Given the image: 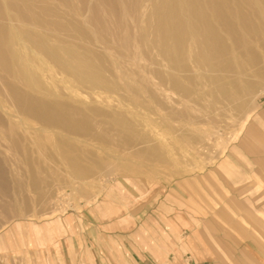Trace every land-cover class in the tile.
<instances>
[{"label":"bare ground","instance_id":"6f19581e","mask_svg":"<svg viewBox=\"0 0 264 264\" xmlns=\"http://www.w3.org/2000/svg\"><path fill=\"white\" fill-rule=\"evenodd\" d=\"M50 1L0 0V79L15 110L0 105V123L37 188L54 169L26 148L35 136L22 129L27 118L154 157L159 152L136 130L137 115L129 110L162 111V122L181 129L194 125L195 107L241 111L249 105L243 97L264 85V0H83L81 10H61ZM83 88L91 90L88 100ZM108 94L123 95L126 103L114 106ZM207 97L212 101L201 106ZM93 152L63 136L44 150L77 178L102 168Z\"/></svg>","mask_w":264,"mask_h":264},{"label":"rangeland","instance_id":"374dc122","mask_svg":"<svg viewBox=\"0 0 264 264\" xmlns=\"http://www.w3.org/2000/svg\"><path fill=\"white\" fill-rule=\"evenodd\" d=\"M50 2L61 10L84 7L83 0H67L66 5L60 0ZM44 65L53 67L47 60ZM62 79L67 80L68 76ZM3 90L0 79V105L14 112ZM79 92L88 100L91 90L83 88ZM110 95V103L115 99L112 105L116 106L119 101L126 103L122 94L121 97ZM243 99L249 105L241 111L228 105L211 111L195 107L194 125H180L182 130L195 131L194 139L180 137L178 124L168 126L162 122L158 118L162 111L143 107L129 110L137 115L136 130L147 133L148 146L159 152L154 157L133 154L134 147L119 149L115 147L121 144L118 141L108 144L85 140L27 118L22 129L35 136L27 140L26 148L32 147L37 160L54 169V175L48 172L43 175L46 184L40 188L29 184L27 166L21 165L19 153L6 131L7 125L0 123V264H50L49 250L59 246V238L77 233L76 216L84 207H111L119 205V201L146 199H160L167 204L170 235H180L171 240V245L183 246L181 249L187 253L184 263L193 262L183 241L185 235L199 230L213 235L215 225L218 233L224 235L229 216L253 235L248 249H234V255L219 259L224 262L228 259L225 264L231 260V264H264V85ZM211 101L207 97L201 106ZM59 136L66 137L72 145L94 151L102 168L77 178L59 156L45 157V148ZM91 161L84 159L83 162ZM183 219L184 223L177 228L175 223L181 224ZM69 224L75 226L74 231L69 229ZM173 249L177 248L171 246Z\"/></svg>","mask_w":264,"mask_h":264},{"label":"crops","instance_id":"0c3cea01","mask_svg":"<svg viewBox=\"0 0 264 264\" xmlns=\"http://www.w3.org/2000/svg\"><path fill=\"white\" fill-rule=\"evenodd\" d=\"M118 204L84 207L76 216L77 233L59 238V246L49 250L50 264H225L228 259L224 262L219 257L234 255V249H248L253 235L228 216L224 235L218 233L216 225L213 235L202 230L185 235L183 241L193 262L184 263L187 253L183 246L171 245V240L180 235H170L171 217L165 201ZM184 221L172 223L179 228ZM68 227L75 230L72 224ZM171 246L177 249L171 250Z\"/></svg>","mask_w":264,"mask_h":264}]
</instances>
